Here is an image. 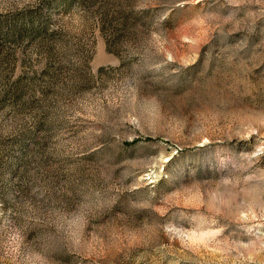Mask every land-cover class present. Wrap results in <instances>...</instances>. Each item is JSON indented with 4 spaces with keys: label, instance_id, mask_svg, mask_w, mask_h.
<instances>
[{
    "label": "rangeland",
    "instance_id": "1",
    "mask_svg": "<svg viewBox=\"0 0 264 264\" xmlns=\"http://www.w3.org/2000/svg\"><path fill=\"white\" fill-rule=\"evenodd\" d=\"M0 264H264V0H0Z\"/></svg>",
    "mask_w": 264,
    "mask_h": 264
}]
</instances>
